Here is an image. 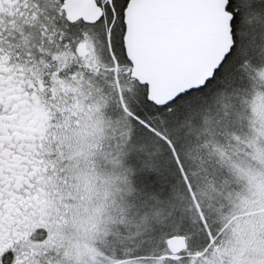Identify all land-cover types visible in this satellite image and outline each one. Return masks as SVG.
Instances as JSON below:
<instances>
[{"label":"snow or ice","instance_id":"obj_1","mask_svg":"<svg viewBox=\"0 0 264 264\" xmlns=\"http://www.w3.org/2000/svg\"><path fill=\"white\" fill-rule=\"evenodd\" d=\"M0 264H264V0H0Z\"/></svg>","mask_w":264,"mask_h":264}]
</instances>
